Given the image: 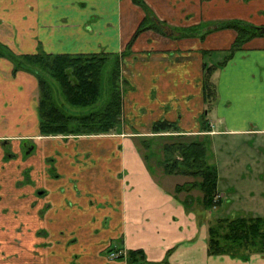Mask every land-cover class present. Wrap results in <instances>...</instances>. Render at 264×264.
Here are the masks:
<instances>
[{"label": "crops", "instance_id": "1", "mask_svg": "<svg viewBox=\"0 0 264 264\" xmlns=\"http://www.w3.org/2000/svg\"><path fill=\"white\" fill-rule=\"evenodd\" d=\"M143 1L150 23L136 34L146 12L132 0H114L111 10L104 0H0V44L12 54L111 53L125 81L116 130L44 136L36 76L0 57V264H127L133 250L145 263L264 264V254L211 255L200 191L176 190L190 180L155 173L140 149L162 120L210 141L264 139V35L228 55L236 31L213 28L229 20L264 27V0ZM207 66L215 67L209 102ZM248 153L258 170L229 158L223 176L216 165L214 209L226 200L224 215L244 210L219 188L222 178L234 194L264 175V158Z\"/></svg>", "mask_w": 264, "mask_h": 264}, {"label": "trees", "instance_id": "2", "mask_svg": "<svg viewBox=\"0 0 264 264\" xmlns=\"http://www.w3.org/2000/svg\"><path fill=\"white\" fill-rule=\"evenodd\" d=\"M132 1L146 12V17L136 31L138 34L147 28L146 22L151 13L143 0ZM161 28H164L162 24L156 29ZM213 28H231L236 31L228 55L244 47L251 38L264 35V27L238 20L216 23ZM0 57L10 59L14 71L22 70L36 76L41 135L107 134L118 127L122 115V85L125 82L120 75V56L111 53L44 52L16 55L0 44ZM108 64L110 67L107 68ZM214 69L215 67L207 66L204 73V94L208 102L214 95V87L209 80ZM206 130L208 129L203 127L202 131ZM151 132L152 138H140V149L143 147L148 151L144 154V159L148 161L149 155L160 154L159 163L166 174L193 178L192 181L178 185L176 190L197 189L201 193L202 208L211 212L219 201L214 202V197L218 194L217 170L209 162L208 142L202 135L180 134L176 125L164 120L155 122ZM164 139L166 141L161 142ZM207 247L211 255H229L243 259L251 254H264V216L208 219ZM124 258L127 264H167L164 261L145 263L140 250L128 251Z\"/></svg>", "mask_w": 264, "mask_h": 264}, {"label": "rangeland", "instance_id": "3", "mask_svg": "<svg viewBox=\"0 0 264 264\" xmlns=\"http://www.w3.org/2000/svg\"><path fill=\"white\" fill-rule=\"evenodd\" d=\"M104 6L107 9H113L114 6V0H104ZM150 21L147 20L146 24H149ZM110 67V64L107 65V68ZM106 68V71H107ZM166 141L165 139L161 142ZM209 144L210 148V159L209 162L213 164V166L219 170V174L225 176L226 171L228 170V165L233 162L235 163V159H229V158H238V159H244L245 162L248 160L247 155H249L248 151L256 153L259 155V157L264 158V139L258 138V137H248L243 138L239 140H232L231 138H215L213 141L206 140ZM155 143H153L154 145ZM155 147V146H154ZM144 154H147L148 151H146L143 147L141 150ZM156 154V153H154ZM161 159L160 154L156 155H149L148 156V163L152 167L153 171L155 173H161L163 171V166L159 163V160ZM248 166H246L245 171L247 173L253 172L252 165L253 163L248 160L247 161ZM217 165V167H216ZM254 166V165H253ZM264 166V164H263ZM241 170V169H238ZM258 169H255V171ZM217 172V171H216ZM177 181H181L184 178L177 177L175 178ZM184 180H190L192 181L193 178L191 177H185ZM217 180H218V174H217ZM174 181V180H173ZM221 184L219 188L223 191H225L228 195V200L233 202L234 208L242 209L244 210L241 213H238V215L241 216H250V215H261L264 216V175H261L260 178L253 180H246L243 181V185H235V188L237 190V193L231 194L230 191V184L231 182L229 180H226V178H222ZM263 183V184H262ZM240 185V186H239ZM248 191H253L254 196L250 198L248 196ZM194 195L199 194L198 190L195 189ZM224 200L222 204L217 208L210 210L211 212L208 213L206 210L202 209L204 215L208 216V219H214L216 217L221 216H227L230 215H224V209L228 203ZM251 210V211H250ZM250 211V212H248Z\"/></svg>", "mask_w": 264, "mask_h": 264}, {"label": "built area", "instance_id": "4", "mask_svg": "<svg viewBox=\"0 0 264 264\" xmlns=\"http://www.w3.org/2000/svg\"><path fill=\"white\" fill-rule=\"evenodd\" d=\"M220 198H221V195H220V194H217V195L214 197V202L219 201ZM215 207H216V206H214L213 208H215ZM109 257H111V258H115V257H118V254L112 252V253H110Z\"/></svg>", "mask_w": 264, "mask_h": 264}]
</instances>
